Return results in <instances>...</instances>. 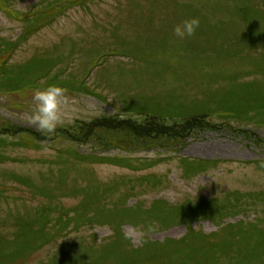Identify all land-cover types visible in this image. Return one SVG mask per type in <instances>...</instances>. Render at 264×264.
Here are the masks:
<instances>
[{
    "label": "rangeland",
    "instance_id": "1",
    "mask_svg": "<svg viewBox=\"0 0 264 264\" xmlns=\"http://www.w3.org/2000/svg\"><path fill=\"white\" fill-rule=\"evenodd\" d=\"M240 1L0 0V264H264V24ZM51 84L47 133L33 96ZM172 209L174 240L148 241Z\"/></svg>",
    "mask_w": 264,
    "mask_h": 264
},
{
    "label": "trees",
    "instance_id": "2",
    "mask_svg": "<svg viewBox=\"0 0 264 264\" xmlns=\"http://www.w3.org/2000/svg\"><path fill=\"white\" fill-rule=\"evenodd\" d=\"M218 8H220V6H214V9L215 10H218ZM232 10H233L232 14H235V16H237L236 18H243V17L246 18V17H248L250 24H252V23L254 24V23H258V22H263V24H264V20L263 19H259V18L257 19V18H255V17H258V16L261 15V11H260L259 7L257 8L256 5L255 6L247 5L246 2H244V0H241L240 2L236 3L235 6L232 7ZM198 15H199L200 18H202V16H204L202 13H199V11H198ZM27 16L28 17H31L29 15H27ZM24 17H26V16L24 15ZM213 26H217V25H213ZM255 28L256 27L253 28V33H255ZM237 87H238V91H235L234 92V90H233V92H232V94L236 95V97H242L241 93H247L244 88H240V86H237ZM251 101H249V103ZM262 107H263V105H262ZM222 109H223V107H222ZM243 109L245 111H247L246 114H247V116L250 117L251 116L250 115V112H254V110L256 109V107H254L253 110H250L251 109L250 108V104H248L247 106L245 104L243 106ZM196 115H197V117H203V116H205L203 113H198ZM251 117H253V116H251ZM253 119L255 120L254 117H253ZM249 120H252V119L249 118ZM256 124H259L261 127H263L262 124H261V122H257ZM168 212H173V214L170 216L169 215L170 213H168ZM139 214L141 215L140 212H138V213H136L134 215H129V214L119 213L118 211H116L115 213H112L111 214V219H113V220L116 219L117 220V223L115 222L116 224H124V223L127 224V222H129V224H132V225L135 226L137 220L136 219H132V218H133V216H137ZM174 214L176 216L177 215H180V214L185 215L182 209H177V210L172 209V210H169V211L160 212V217H162V219H161L162 224H161L160 231L165 232V231H168L171 228H175V227H178V226L183 225L182 224V221H178L175 218H172V216ZM195 215H198V214L197 213H194V216ZM226 215H229V214L227 213ZM226 215H224V216L226 217ZM236 217L237 216L234 217V220L236 219ZM243 219H245V217H243ZM242 222H243V220H239V221L235 220L233 222L227 223L226 226H229L232 229H237L240 226V223H242ZM174 224H176V225H174ZM144 229L146 230V228H144ZM254 231L257 232L258 234H260L261 232H264V230H259V229H256V228H254ZM247 234H249V233H247ZM249 235H254V233L252 232ZM261 235L264 236L263 233H261ZM120 236L123 239V241L125 242V244H126L127 240L130 241L129 236H126L125 232H121ZM187 237L188 236L185 234L179 240L185 241L187 239ZM51 238L52 237H50L48 239V241H50ZM147 240L150 241L151 243L152 242H155V243H162L163 244L164 242H168V241L172 242L174 240V238H172V237H165V238H163L162 241H159V240L152 241L148 237ZM1 242H3V241L1 240ZM261 246H263V244H259V245H256L255 246V247H257V250L258 251H255V254L254 255H262L264 253V247H261ZM224 248H226L225 249V253L231 252L232 251V244L231 243H227V245L220 244L219 246H217L216 251L217 252H219V251H222L223 252L224 250H222V249H224ZM105 249H104V253H109V250H107V249L105 250ZM129 249H130V252L131 253H134V254L141 253V251H138L137 250V247H135L132 243H131V248H129ZM157 250L161 252L160 249H157ZM260 252H262V254H260ZM252 257H254V256L252 255V253H250V255L248 257H246V260L249 261L250 259H252Z\"/></svg>",
    "mask_w": 264,
    "mask_h": 264
},
{
    "label": "clouds",
    "instance_id": "3",
    "mask_svg": "<svg viewBox=\"0 0 264 264\" xmlns=\"http://www.w3.org/2000/svg\"><path fill=\"white\" fill-rule=\"evenodd\" d=\"M199 19L192 18L177 24L174 34L179 40L194 36L199 27ZM66 89L56 84L49 85L46 89L37 90L33 96L35 111L32 116V123L38 130L53 133L60 120L59 109L62 100L65 98ZM142 119V117H140Z\"/></svg>",
    "mask_w": 264,
    "mask_h": 264
},
{
    "label": "water",
    "instance_id": "4",
    "mask_svg": "<svg viewBox=\"0 0 264 264\" xmlns=\"http://www.w3.org/2000/svg\"><path fill=\"white\" fill-rule=\"evenodd\" d=\"M170 232H165V233H162V235H168Z\"/></svg>",
    "mask_w": 264,
    "mask_h": 264
}]
</instances>
